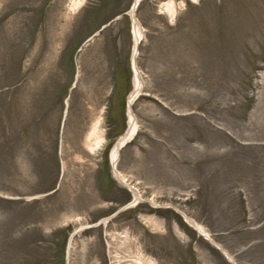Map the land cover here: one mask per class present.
<instances>
[{"label": "rangeland", "instance_id": "rangeland-1", "mask_svg": "<svg viewBox=\"0 0 264 264\" xmlns=\"http://www.w3.org/2000/svg\"><path fill=\"white\" fill-rule=\"evenodd\" d=\"M133 1L0 0V264H264V0L138 5L134 205Z\"/></svg>", "mask_w": 264, "mask_h": 264}, {"label": "bare ground", "instance_id": "bare-ground-1", "mask_svg": "<svg viewBox=\"0 0 264 264\" xmlns=\"http://www.w3.org/2000/svg\"><path fill=\"white\" fill-rule=\"evenodd\" d=\"M141 1L142 0H134L132 3L131 9L128 12L130 19H131V24H132L131 28H132V34H133V45H132L131 59L135 60V65L133 66V71H132L133 72V89L129 94L127 107H126L127 128H126L125 133L117 139L116 143L111 148L110 155H109L110 160L112 162V167H113L112 169H113V174H114L115 178L118 180V182H120L127 189H129L131 194H132V197H133L132 205H134L138 200H140V195L134 188L129 187L126 184V182H125L126 180L124 179L123 174L117 170L116 164L118 161L119 152H120L122 145L125 142H128V140H130L136 132V121H135V116H134L133 111H132V105H133V102L135 101V99L137 98V96L139 95V93L141 92V87H142L141 77H140V74H139L138 69L136 67V56H137V51H138V44L142 40L143 36H142V31L140 29V25L138 23V20H136L137 18H136L135 12L137 10L138 5L141 3ZM168 11L172 16L174 15V11L172 8L168 9ZM130 63H131V61H130ZM95 136H96L95 142H94L93 146L91 147L92 151L94 149L98 148L104 142V137L102 135V131L97 132L95 134ZM190 223L192 224V222H190ZM193 223H194V228L199 233L203 234V236L205 237L206 232L203 230V228L200 225H198L197 223H195V222H193ZM86 227L87 226L79 227L72 234H74V236H75L78 233H80L82 230H84ZM74 236H72V240H73ZM72 240H70V243H68L70 245V247L72 245ZM144 263H145V260L141 256L139 258L137 264H144ZM148 263H150V261H148Z\"/></svg>", "mask_w": 264, "mask_h": 264}, {"label": "water", "instance_id": "water-1", "mask_svg": "<svg viewBox=\"0 0 264 264\" xmlns=\"http://www.w3.org/2000/svg\"><path fill=\"white\" fill-rule=\"evenodd\" d=\"M137 4H138V3H137ZM137 4H136V5H137ZM131 61H132V62H131L132 66H134L135 60L132 59ZM125 143H126V142H125ZM125 143H124V144H125ZM178 213L180 214V216L183 218L184 222H185L188 226H190V227H192L194 230H196V229L194 228V223H193V221H192L191 219L187 218V217L184 215V213H182V212H180V211H178ZM101 222H103V221H101ZM190 222H192V224H191ZM199 235L203 236V234H201V233H199ZM205 238H206V239H209V237H208L207 234H206ZM210 242L212 243V245H213L217 250H219V251L225 256V258H226L229 262H231L232 264H235V263L233 262L232 258H231L226 252H224V251H223L218 245H216L213 241L210 240Z\"/></svg>", "mask_w": 264, "mask_h": 264}]
</instances>
